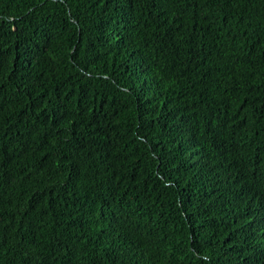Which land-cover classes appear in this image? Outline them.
I'll return each instance as SVG.
<instances>
[{
    "label": "trees",
    "instance_id": "obj_1",
    "mask_svg": "<svg viewBox=\"0 0 264 264\" xmlns=\"http://www.w3.org/2000/svg\"><path fill=\"white\" fill-rule=\"evenodd\" d=\"M0 264H264V0H0Z\"/></svg>",
    "mask_w": 264,
    "mask_h": 264
}]
</instances>
